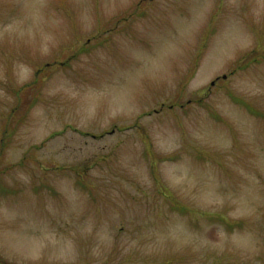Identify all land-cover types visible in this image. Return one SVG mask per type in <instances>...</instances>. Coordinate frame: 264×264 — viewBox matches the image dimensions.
<instances>
[{"label": "rangeland", "instance_id": "rangeland-1", "mask_svg": "<svg viewBox=\"0 0 264 264\" xmlns=\"http://www.w3.org/2000/svg\"><path fill=\"white\" fill-rule=\"evenodd\" d=\"M260 55L264 0H0V262L264 264Z\"/></svg>", "mask_w": 264, "mask_h": 264}, {"label": "trees", "instance_id": "trees-1", "mask_svg": "<svg viewBox=\"0 0 264 264\" xmlns=\"http://www.w3.org/2000/svg\"><path fill=\"white\" fill-rule=\"evenodd\" d=\"M263 57H264V55H263ZM263 57H261V58H263ZM244 104L247 105L251 109L252 112H254V109H252L247 103H244ZM172 204H173L172 207H175L177 209L180 208V206H183L182 204H179V203H172ZM186 212L190 213V210L186 209ZM209 214H210L209 212H207L205 214L203 213V215H209ZM216 214L219 217L218 221H220L228 231H232L231 227L233 224H235V222H233V224H232L228 219H226V217L223 214L222 215H220L219 213H216ZM236 225H240V224H236ZM0 264H6V263L0 262Z\"/></svg>", "mask_w": 264, "mask_h": 264}]
</instances>
